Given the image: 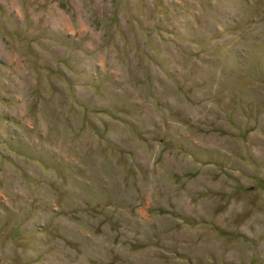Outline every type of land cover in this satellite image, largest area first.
Returning a JSON list of instances; mask_svg holds the SVG:
<instances>
[{
	"label": "rangeland",
	"instance_id": "obj_1",
	"mask_svg": "<svg viewBox=\"0 0 264 264\" xmlns=\"http://www.w3.org/2000/svg\"><path fill=\"white\" fill-rule=\"evenodd\" d=\"M0 264H264V0H0Z\"/></svg>",
	"mask_w": 264,
	"mask_h": 264
}]
</instances>
